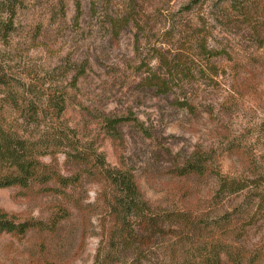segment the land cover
I'll use <instances>...</instances> for the list:
<instances>
[{"label": "rangeland", "instance_id": "obj_1", "mask_svg": "<svg viewBox=\"0 0 264 264\" xmlns=\"http://www.w3.org/2000/svg\"><path fill=\"white\" fill-rule=\"evenodd\" d=\"M188 2L81 0L78 12L75 0H23L0 57L11 76L24 78L16 84L41 114L47 94L65 92L60 121H51L45 109L39 124L22 125L36 138L47 140L62 129L53 127L67 126L80 151L99 156L107 169L134 175L159 219L184 212L210 226L242 205L245 213L235 224L247 227L248 246L263 247L264 0H247L241 11L226 0H200L185 9ZM199 41L219 55H207ZM157 50L177 67L170 72L160 64ZM152 73L171 80L172 90L144 87L142 79ZM4 111L9 120L18 118L16 110ZM123 116L128 120L118 135L108 133L105 118ZM195 152L211 171L176 174ZM41 161L58 176L76 173L63 153ZM216 172L243 188L216 196ZM114 194L108 181L87 175L66 186L50 181L0 188V209L16 222L36 224L24 235L0 232V264H94L98 251L113 253ZM176 228L172 222L169 230L152 229L143 245L134 238L131 264H160L166 243L190 237L191 230Z\"/></svg>", "mask_w": 264, "mask_h": 264}, {"label": "trees", "instance_id": "obj_2", "mask_svg": "<svg viewBox=\"0 0 264 264\" xmlns=\"http://www.w3.org/2000/svg\"><path fill=\"white\" fill-rule=\"evenodd\" d=\"M22 1L0 0L1 45H8L12 33L16 30V17ZM199 1L189 0L185 9ZM226 1L231 8L241 11L247 0ZM80 5L81 0H75L78 12ZM112 22V26L115 27L116 23ZM199 46L209 56H217L220 53L214 48L208 49L203 41H199ZM157 52L160 64L168 66L170 72L177 67V64L170 65L171 63L165 62L164 55L160 54L159 50ZM7 68L9 67L3 63L0 57V188L14 186L26 189L50 181H56V183L66 186L86 175L95 179L102 177L105 183L108 181L115 192L113 199L116 202L115 206L110 204L109 213L110 222L114 220L109 229L113 253L98 251L94 264H127L128 262L131 264V247L135 243L134 238L138 237L143 245L149 240L152 229L160 227L169 230L172 222H176V227H178L176 229L179 233L180 229L182 231L185 229V232L191 230L186 234L190 237L166 243L163 247L164 258L160 264H264V246L258 244L248 246L247 227L244 224L239 226L235 224V219H239L238 217L245 213V208L242 205H237L231 211L216 216L211 220L210 226L201 218H186L187 215L184 212L171 213L165 218L159 219L151 211L150 205L141 197L134 175L126 169H107L99 156L94 153L92 155L88 150L80 151L75 146L73 139L69 137L67 126L53 127L62 129L51 133L47 140L36 138L34 131L26 128L27 125L39 124L43 117H47L45 109L51 111V115H49L51 121H60L66 107L65 92L57 93L54 90L53 93L46 95L42 102L45 107V109L43 108L45 115H43L34 103V98L29 99L25 94L26 91L18 88L15 80L21 81L24 78L11 76V72ZM80 69L79 74L84 71L83 65ZM73 80L76 79L73 78ZM172 83L162 74L156 75L155 73L142 79L144 87L155 89L160 94L169 93L173 87ZM31 90V93H34V89L31 88ZM182 101L184 104L189 103L187 99ZM6 107L19 112L18 118L13 121L9 120L7 112L4 111ZM19 119H21L20 123ZM127 120L128 118L124 116L109 117L105 118L104 122L108 133L118 135L117 128ZM58 152L63 153L70 164L77 166L76 173L71 178L58 176L51 165L41 161L42 156H54ZM198 154L199 152H195L180 167L176 168V174L203 176L211 171L210 165L205 164ZM216 174L218 175L216 196L223 198L226 195L235 194L243 188L241 181L222 177L217 172ZM54 219L52 217V220ZM222 221L225 224H222ZM34 226L36 224L31 221L16 222L13 216L0 209V232L24 235ZM206 229L209 231L207 238L197 235L193 239L196 232L202 234Z\"/></svg>", "mask_w": 264, "mask_h": 264}]
</instances>
